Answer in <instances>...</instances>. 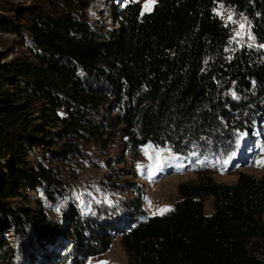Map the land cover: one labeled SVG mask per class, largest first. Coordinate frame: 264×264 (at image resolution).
<instances>
[{
	"label": "trees",
	"instance_id": "16d2710c",
	"mask_svg": "<svg viewBox=\"0 0 264 264\" xmlns=\"http://www.w3.org/2000/svg\"><path fill=\"white\" fill-rule=\"evenodd\" d=\"M219 2L248 18L263 49L230 44L229 27L214 13ZM77 9L15 15L0 6V31L27 46L0 63V264L20 246L36 264L96 255L119 227L108 218L89 223L70 204L56 219L39 199L27 202L23 190L40 189L51 202L64 189L60 175L32 156L67 159L110 116L133 148L228 152L234 133L264 116V0H156L149 12L133 1L115 10L117 26L108 30ZM19 195L24 204L14 203ZM206 196L213 198L208 215ZM263 214L264 175L242 172L229 185L182 182L168 213L122 234L127 264H264L249 245L264 233Z\"/></svg>",
	"mask_w": 264,
	"mask_h": 264
},
{
	"label": "rangeland",
	"instance_id": "374dc122",
	"mask_svg": "<svg viewBox=\"0 0 264 264\" xmlns=\"http://www.w3.org/2000/svg\"><path fill=\"white\" fill-rule=\"evenodd\" d=\"M78 4L86 6L81 9ZM138 1L141 12H149L156 0H0V6L8 5L15 15H27L43 9L49 13L76 7L79 13L99 29L108 30L117 26L114 12L125 3ZM214 13L230 29L229 41L233 47L263 49V44L256 39L248 18L232 5L219 2ZM2 12L0 11V17ZM14 32L0 31V63L9 60L17 53H25L27 46L19 44ZM229 95L237 98L233 90ZM61 111L58 110V113ZM113 115V114H111ZM107 117L98 128L97 138L79 143L76 153L63 160H51L32 156L34 165L43 163L51 166L61 177L64 189L55 201H48L40 189H28L26 198L39 199L49 217L62 219L66 204L74 207L80 216L96 223L109 219L118 224L112 232L113 239L105 252L84 256L76 254V261L69 258L66 264H127L130 259L122 234L138 223L146 222L152 215L168 213L177 199V187L180 183H206L209 180L224 185L234 184L239 174L244 172L252 178L264 175V116L258 118V125L247 132H235L228 152L219 151L214 146L191 150L187 154H177L167 145L146 143L133 148L122 134L120 126ZM56 129V128H55ZM53 129V131H56ZM229 145V144H228ZM50 148V147H49ZM45 158V159H43ZM20 196V197H19ZM14 198V203H25L24 195ZM213 198L204 197V213H212ZM139 202V204H137ZM30 203V204H31ZM34 206V205H33ZM107 221V220H106ZM264 227V214L261 218ZM6 239L14 247L18 241L11 233ZM259 259H264V233L253 237L249 244ZM25 248H27L25 246ZM25 248L20 246L15 258L8 264H36V256L27 258ZM71 248L69 255L74 257ZM5 264V263H4ZM44 264H52L48 259Z\"/></svg>",
	"mask_w": 264,
	"mask_h": 264
},
{
	"label": "bare ground",
	"instance_id": "6f19581e",
	"mask_svg": "<svg viewBox=\"0 0 264 264\" xmlns=\"http://www.w3.org/2000/svg\"><path fill=\"white\" fill-rule=\"evenodd\" d=\"M116 2H118V0H115Z\"/></svg>",
	"mask_w": 264,
	"mask_h": 264
}]
</instances>
